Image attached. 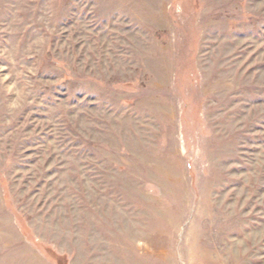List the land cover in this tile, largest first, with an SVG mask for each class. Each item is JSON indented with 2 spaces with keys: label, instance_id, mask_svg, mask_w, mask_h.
<instances>
[{
  "label": "rangeland",
  "instance_id": "obj_1",
  "mask_svg": "<svg viewBox=\"0 0 264 264\" xmlns=\"http://www.w3.org/2000/svg\"><path fill=\"white\" fill-rule=\"evenodd\" d=\"M0 264H264V0H0Z\"/></svg>",
  "mask_w": 264,
  "mask_h": 264
}]
</instances>
